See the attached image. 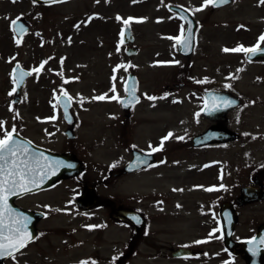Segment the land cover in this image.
Returning a JSON list of instances; mask_svg holds the SVG:
<instances>
[{
  "label": "flooded vegetation",
  "instance_id": "flooded-vegetation-1",
  "mask_svg": "<svg viewBox=\"0 0 264 264\" xmlns=\"http://www.w3.org/2000/svg\"><path fill=\"white\" fill-rule=\"evenodd\" d=\"M56 4L60 3H35L45 7ZM23 19L32 29L30 17ZM246 26L236 25L231 38V44L236 45L228 48H252L258 44L264 27ZM220 37L217 23H211L210 29L206 23H194L193 44L185 54L173 47L174 41L161 47L156 37L145 46L136 37L133 43L122 44L125 57L135 62L129 65L135 67H128L118 76L119 97L125 95L124 83L133 81L139 103L123 107L115 101L112 112L111 100H107L105 116L85 115L87 111L73 101L68 109L69 122L64 119L62 107L53 109L57 101L51 96L48 101H41L42 115L29 116L30 107H37L30 98V87L48 91L46 86L50 85L59 97L61 89L67 92L77 80L49 81L47 77L37 78L36 73L26 77L25 99L17 103L23 104L28 114L0 116V119H10L5 129L11 131L15 126L18 136L36 147L65 156L63 162L74 167L69 168L70 175L49 188L10 198L9 205L16 211L46 213L35 223L39 238L23 249L22 254H17V259H23L18 264H80V261L88 264H264V254L258 252L253 256L247 244L264 228V70L254 74L252 83L243 80L244 76L231 73V79L224 78ZM263 46L264 41H259L258 49ZM36 48L41 50L39 44L38 47L26 45L28 52ZM131 48L135 54L128 56ZM166 49L168 58L163 53ZM235 54L242 71L251 67L264 69V55L249 54V58L244 53ZM104 56L102 89L97 90L111 96L113 63L109 43ZM160 58L170 62L165 69L159 68ZM51 74L55 76L57 72ZM31 80L34 85L30 86ZM199 80L207 83H196ZM255 88L261 93L248 94ZM165 94V99H146V96L159 98ZM215 96L235 104L209 115L207 111L214 107ZM54 111L56 119L50 120ZM101 123L103 128L91 126ZM109 132H114L126 146L123 159L118 164L104 159L101 163L94 162L97 154L106 151ZM169 132L174 134L173 138L165 141L162 151L152 153L148 163L129 165L134 152H150L149 145L158 147ZM96 171L97 178H94ZM89 172L91 176L86 178ZM66 183L72 184V201H65L63 196L55 201L46 200L48 191ZM209 187L217 190L204 191ZM54 208L61 209L80 228H85L83 224L98 226L90 231L94 234L89 235L88 245L79 248L84 243L69 244L72 233L45 226L53 215L48 210ZM67 208L70 212L65 211ZM137 219L140 223H136ZM217 227L221 231L209 237ZM53 238H59L62 244ZM196 241L207 242L196 244ZM262 246L256 244V247ZM32 247L36 249L30 250ZM79 251L86 253L80 255ZM62 256L72 260L60 262L58 259ZM5 262L13 264L11 259Z\"/></svg>",
  "mask_w": 264,
  "mask_h": 264
},
{
  "label": "rangeland",
  "instance_id": "rangeland-1",
  "mask_svg": "<svg viewBox=\"0 0 264 264\" xmlns=\"http://www.w3.org/2000/svg\"><path fill=\"white\" fill-rule=\"evenodd\" d=\"M169 5L189 9L194 20L197 23H206L209 29L211 23H217L223 48L236 45L235 43L231 44V38L235 35V27L238 23L247 24L246 27L248 28L264 27V5H261L259 0H232L230 4L220 9H213L209 6L195 13H192L191 10L202 7L203 0H70L51 7L33 5L30 0H20L16 3H4L0 0V116H26L28 114L27 110H24L23 104L19 105L18 103L16 105L13 103L14 94L12 96L8 95L13 87L10 74L17 63L24 68H34L39 67L43 61H47L46 67L41 70L38 76L36 74L37 78L47 77L49 81L77 80L67 90V93L74 98L75 105L86 110L87 112L83 113L85 115L105 116L104 104H107V99L97 101L93 100L92 97L102 95L101 91L97 89H102L101 81L107 43L110 45L113 68L120 64L125 66L129 63L135 64V62H131L130 59L125 57L123 45L120 46V51H117V44L121 39L120 30L124 25L122 22L117 21L116 17L120 16L122 20L133 18V22L130 24L132 33L136 37V41L142 43L143 46L152 37H156L160 42V46L164 48L173 42L166 39V37L178 35L180 24L183 23L176 13L169 10ZM21 16L30 17L32 29L30 33L23 36L20 44L17 45L10 29V20ZM135 20H143V22L137 23ZM77 25L79 27H76ZM28 43L34 47H38L39 44L41 50L36 48L28 52L26 49ZM163 53L168 58V50H164ZM235 57V53L223 52L224 78L232 75L244 76L243 80L252 83L255 79L254 74L264 70L251 67L245 71H238L242 64ZM61 58L64 59L63 65L60 63ZM159 62L166 61L160 58ZM159 64V68H166L167 64ZM131 67L134 69L135 66L131 65ZM123 70L120 69L116 73L117 79L123 73ZM53 71L57 73L62 71L63 79L57 74L52 75L51 72ZM228 72L229 74H227ZM97 82H100V84H97ZM31 84L34 85L33 80H31L30 86ZM115 84L116 94L119 96L121 89L117 80ZM46 88L48 91H41L35 86L30 87V98L37 107H30L31 115L29 116L42 115L41 101H48L50 96L53 97V91H57L50 85H47ZM24 89L22 88L19 94L22 100L25 99ZM258 93H261V91L259 88H255L254 91L248 94L255 95ZM81 98H83V103L77 102ZM110 105L113 109L112 112L115 111L113 108L116 105L114 100H111ZM10 106L13 111H9ZM0 121H4V125H10V119H0ZM91 126L103 128L102 123L91 124ZM2 134L0 132V136ZM133 141H136L135 135ZM124 147L126 146L120 138L114 132H109L106 151L97 154V158H94L93 161L101 163L100 160L104 159L109 161L110 164H118L123 159ZM97 174V171L93 172L94 178H97ZM88 176H91V172L86 173L85 177L88 178ZM71 186V183H66L60 188L48 191L45 196L46 200L49 202L54 199L55 201L63 196L65 201H72L74 191ZM50 207L48 206V208ZM65 211L70 212V208ZM53 216L45 222V226L58 227L57 231L72 233L73 237L68 242L69 244L84 243L79 247L81 248L90 243L89 235L94 233L91 234L90 231L92 230H88V224H83L85 228H80L79 223H76L62 212L56 214L53 211ZM53 240L58 244H62L59 238H53ZM34 249L36 247L30 248V250ZM85 253L79 251L80 255ZM54 256L58 258L57 254H54ZM58 260L64 263L72 259L71 257L62 256Z\"/></svg>",
  "mask_w": 264,
  "mask_h": 264
},
{
  "label": "snow or ice",
  "instance_id": "snow-or-ice-1",
  "mask_svg": "<svg viewBox=\"0 0 264 264\" xmlns=\"http://www.w3.org/2000/svg\"><path fill=\"white\" fill-rule=\"evenodd\" d=\"M12 3H16L17 0H11ZM48 3H64L67 0H47ZM33 3H36V0H33ZM229 3V0H203L202 7H197L192 9V13L200 12L204 8L209 6L215 8L220 5H224ZM261 5H264V0H259ZM189 9L185 8L182 10L180 19L184 21V23L180 24L179 33L175 37L169 36L166 39L170 41H174L173 47L181 50H189L192 47L194 40V32L192 22L188 19ZM21 17H17L15 19L10 20V29L13 32L14 40L17 45L20 44V39L17 38L22 37L25 34V26L20 23ZM91 19V18H90ZM116 20L122 22L124 27L120 30V42L117 44V51H120V46L124 43L125 31L129 28L130 24L133 22V18L123 19L120 16L116 17ZM135 22L140 23L143 20H135ZM160 22V21H157ZM187 24V26H185ZM76 27H79L77 25ZM259 41H264V34L258 38V44L252 48H245L243 46H238L236 48H223L222 51L224 53H244L246 57L250 58L249 54L254 55L259 48ZM64 59L61 58L60 63L63 65ZM161 64H167L170 62H158ZM173 63H178V61H174ZM47 61L41 62L39 67H36L30 71L21 70L20 65L17 63L15 67H13L11 76L12 89L8 93L9 96H12L17 89L23 84L25 77L32 76L33 73H36L37 76L44 69ZM131 67L125 66L123 64L117 65L113 68V75L111 76V80L113 81L112 87L110 91L112 92L111 96L107 94L94 96L93 100L97 101H105L114 100L117 103L121 104L123 107H129L136 103H139V98L136 96V86L134 83L126 81L124 83V93L127 98L125 101L121 99L116 93L117 88L115 81L117 80L116 73L120 69H124L127 71V68ZM242 71V69L238 70ZM57 75L61 76L63 79V72L57 73ZM232 77H228L231 79ZM64 83H68V80H63ZM198 84L207 83L206 80L196 81ZM230 87V85H225V88ZM61 95L58 97L56 93H53V99L57 101L56 104H53L52 107L55 110L57 106L63 108L64 111V119L71 122V117L69 116L68 109L71 107L73 103V97L70 96L64 89L60 90ZM165 96H161L159 98L153 96H146V99L149 101H154L156 99H165ZM217 101L219 104L217 105ZM77 102L83 103V98L78 100ZM174 103L176 101H173ZM212 104L214 107L209 108L207 114H212V112L219 110L220 108L232 107L235 104V101L226 99L222 96H215L212 98ZM155 106V105H153ZM207 107V105L205 106ZM9 111H13L12 107H9ZM197 116L200 113L196 114ZM50 120H55V111L54 115L49 118ZM0 132H2V136H0V261L5 259H11L13 264H18L17 254H22L23 249H25L30 243L34 241V239H38L39 237H33L32 233L28 230V225L30 223V219L27 216L19 213L14 210L9 205V200L11 197H18L23 194H30L34 191V189L39 188L42 184L46 182L50 176H55L56 173L61 168H72L74 165L65 164L61 160H50L48 157L43 154H38L36 151H33L28 142H21L18 139V133L13 126L11 131L5 129V125L3 121H0ZM174 134L169 132L166 136L162 137L160 141V145L158 147H152L151 151L146 153V156H151L154 152L162 151L164 147L165 141L173 138ZM255 138V137H253ZM178 139H183V137H178ZM140 164H145L146 160H140L137 158ZM115 166V165H113ZM207 167V166H206ZM216 188L209 187L205 188L204 191L212 192L216 191ZM174 191H177L174 189ZM55 211L60 212L61 209H56ZM136 223H140V220L137 219ZM88 230H92L94 227L98 226H87ZM221 229L219 227L215 228L212 232L209 233V237H213L215 233L220 232ZM219 239L220 237H216ZM207 241H196V244L206 243ZM247 244L250 245L248 251L256 256L259 251L264 250V248L254 246V238L247 241ZM260 245H264V237L260 239ZM207 255V254H205ZM80 264H88V261H80ZM228 264V262H225Z\"/></svg>",
  "mask_w": 264,
  "mask_h": 264
},
{
  "label": "water",
  "instance_id": "water-1",
  "mask_svg": "<svg viewBox=\"0 0 264 264\" xmlns=\"http://www.w3.org/2000/svg\"><path fill=\"white\" fill-rule=\"evenodd\" d=\"M36 1H38V2H47V0H36ZM174 9L181 15V12H182L183 9H181V8H174ZM188 19L191 21L189 15H188ZM19 22L22 23L25 26V29L27 30L28 26L26 25V23H24L22 20H20ZM18 38H20V37L18 36ZM132 40L133 39H132V36L130 34V30L128 28L125 31L124 42L127 43V42L132 41ZM261 51H264V49H262ZM132 52H134V51H130L128 53L130 54ZM21 70H23V69L21 68ZM23 71H25V70H23ZM20 87L17 89V92L19 91ZM122 99H124L125 101L127 100L126 97H124ZM18 139L21 142H28L26 139H24V138H22L20 136H18ZM28 143L30 144V147H31V149L33 151H36L38 154H43L44 156L48 157L50 160L54 159V160L64 161L65 156L52 153V152L47 151V150H45L43 148L36 147V146L32 145L30 142H28ZM66 174H69V170L66 167L59 169V171L56 173L55 176H50V178L47 179L46 182L44 184H42L39 188H44V187L50 186L51 184L54 183L55 180H57L58 178L62 177L63 175H66ZM36 189H38V188H36ZM20 213L23 214L24 216H27L30 219V223L28 225V230H29L30 233H32V235L34 237L35 230L33 228V222H34V220H36V218H38L41 215L38 212H33V211H22ZM260 235H262L261 231H260L259 235H257V236H260ZM255 241H256V243H260L259 238H256ZM261 252H264V250H262ZM0 264H3V260L0 261Z\"/></svg>",
  "mask_w": 264,
  "mask_h": 264
}]
</instances>
